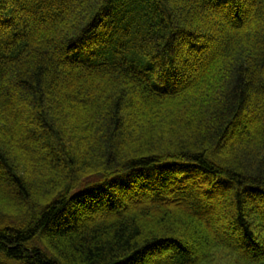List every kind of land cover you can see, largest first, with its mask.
I'll list each match as a JSON object with an SVG mask.
<instances>
[{"label":"trees","instance_id":"obj_1","mask_svg":"<svg viewBox=\"0 0 264 264\" xmlns=\"http://www.w3.org/2000/svg\"><path fill=\"white\" fill-rule=\"evenodd\" d=\"M0 264H264V0H0Z\"/></svg>","mask_w":264,"mask_h":264}]
</instances>
